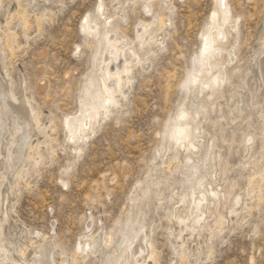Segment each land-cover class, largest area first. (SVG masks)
Instances as JSON below:
<instances>
[{"label": "rangeland", "instance_id": "obj_1", "mask_svg": "<svg viewBox=\"0 0 264 264\" xmlns=\"http://www.w3.org/2000/svg\"><path fill=\"white\" fill-rule=\"evenodd\" d=\"M18 1L0 3V223L5 221L1 223L0 244L9 257L3 259L0 251V264L3 260L12 263V258L14 263L26 264L44 243L54 249L57 261L73 264L74 255L80 264H103L100 253L107 259L109 247H104L102 239L111 234L113 238L118 223L136 214L138 206L144 213L140 216L146 226L143 230L153 243L155 264H264V197L259 201L255 185L248 187L245 170L248 160L257 163L256 170L264 169L257 139L262 127L258 112L264 115V61L261 75L258 70L264 51V0H225L230 12L224 27L227 34L208 71L201 68V40L216 8L215 0H119L117 4L111 0ZM100 1L104 13L107 9L105 15L111 16L116 36L132 44L141 62L133 64L129 84L117 94V106L107 116L97 117L87 138L71 141L64 122L76 116L93 93L94 85L88 80H97L101 44L98 36L84 34L80 24L84 16L99 15L95 7ZM144 5H149L150 11H145ZM155 18L170 20L165 30L152 24ZM141 24L152 34H162L164 41L158 46L150 41L139 49L136 31ZM218 68L225 73L217 95L220 98L214 107L195 117L199 129L194 132L204 136L196 138L200 142H212L221 157L218 166L213 165L216 182L212 185L218 190L225 185L233 188L227 202L218 208L221 218L212 210L205 211L209 227L195 229L193 237L182 231L186 242L180 249L176 237L180 225L174 216L168 219V214L173 206L186 204L178 195L190 184L184 181L192 177L191 163L198 165L205 149L199 144L200 154L186 158L187 153L171 139L173 121L181 112L190 113L196 103L210 99L207 90L197 95L189 92L192 76L213 78ZM253 102L257 105L250 112L234 111ZM231 110L235 113L229 114ZM232 115L237 116L235 121H229ZM249 135L254 142L253 159L245 146ZM7 155L13 159H5ZM14 166L18 170H13ZM197 185L194 187L200 189ZM145 187L151 199L143 200ZM231 209L234 214L229 213ZM216 220L221 221L217 231ZM97 237L101 241L98 255L80 249V244L88 241L94 247ZM146 261L154 264L151 259Z\"/></svg>", "mask_w": 264, "mask_h": 264}, {"label": "bare ground", "instance_id": "obj_2", "mask_svg": "<svg viewBox=\"0 0 264 264\" xmlns=\"http://www.w3.org/2000/svg\"><path fill=\"white\" fill-rule=\"evenodd\" d=\"M133 1L134 0H128V2H133ZM111 2H115L117 4V3H119V0H111ZM0 3H2V0L0 1ZM215 4H216V8L209 18L208 30L205 33H203L202 40H201L200 62H201V68L205 69V71H208V68H209L208 64H211V63L215 64L216 63V58L220 52L219 51V44H221V42L226 38V34H227V32L224 30V27L228 23V21L230 20V12H229L227 4L225 3V0H215ZM102 5L103 4L101 1L98 2L95 9L99 12V15L96 12L94 13V14H97L98 16H101V19L96 15L95 16H93V15L88 16L87 15V16L83 17V19H82L83 22H81V24H80L81 31L86 32L84 34H86V35L88 34V36L94 35V37L98 36V38L101 41V44H100L99 49H98L99 55L96 58L98 60V62H97V65H98L97 75H96L97 80H96V82H94L92 80V78H90L88 80L89 85L91 83H93V85H94V87H93L94 90H92L93 93L91 92L90 94H88V100H86L83 108L81 110L79 109L80 110V111H78L79 113H77L76 116L69 117V118L67 117L65 119V122H64V127H65L67 138L70 139L71 141H75L77 139L83 140V139L87 138V136L90 133H92V131H93L92 126L95 125L94 122L97 120V117L99 115L107 116V113L111 111V108L117 106V104H118L117 94L121 93L122 88L124 86H126L127 84H129V79H127V77H128V75H130V72H131L132 68L134 67L133 64L134 63L140 64V62H141V60L138 59L137 50L133 48L132 44H128L127 42H125V40L123 38L116 36L118 34H116V30L112 27V22L110 20L111 16L105 15V13L107 12V9L104 13ZM95 9H94V11H96ZM144 9H146L145 11H150V6L144 5ZM21 14H23V13H21ZM169 21L170 20H167L166 21L167 23H166L162 18H155L153 20L152 24L159 25L161 28H163V30H165L167 24H169ZM23 22L25 23V20ZM36 23H38V22H36ZM150 25H148V27ZM139 27H140V29L136 31V40L138 41L137 44L139 46V49L144 48L147 45H149L150 41H152L153 44L156 46H158L161 42L164 41L162 34H160V35L155 34V33L152 34L149 31V29L144 26V24L139 25ZM230 28L232 30H234L236 28L234 21L230 22ZM212 30H214V33H212ZM91 37L93 38V36H91ZM10 38L11 39H9L8 41L11 43L13 35ZM96 40H97V38H96ZM10 43H9V45L8 44L7 45L11 46ZM129 45H131L132 47H130ZM263 45H264V41H263ZM77 48H78V46H77ZM96 49H97V47H96ZM150 51H152V50H150ZM261 53L262 54H260L261 57L259 60L260 64H259V69H258L260 75L263 73L262 69H264V68L261 69V67H262L261 65L264 61V51ZM126 56L129 57V59H126ZM120 58H121V60H120ZM118 60H120L119 65H117ZM228 60H229V62H232L231 54H229ZM261 70H262V72H261ZM263 75H261V77L263 80V90L262 91L264 92V76ZM210 79L212 80V83H209ZM224 83H225V73L223 72L222 68H218V70L214 74L213 78H209V79H207L205 75H200V76H199V74L193 75L191 80H190V84L193 85V88L191 90H189V92L190 91L192 93L196 92V95H197V94L201 93L202 91L207 90V98L208 99L210 98V99L206 103H203L205 105H203L201 102L196 103L197 105L194 107V109L192 108V111L190 113L188 111H186L187 113L181 112L178 115V117L175 118V120L173 121L171 139L174 143L179 144L183 148V150L187 153L186 158H190V157L192 158L191 155L197 156L198 155L197 153H199V150L202 149V148L200 149L201 144H202L201 146H203L205 149V151H203V152H205L204 159L201 160L198 163V165L196 164L197 167L202 168V171H200V169L197 171V167L195 166V164L191 163L190 167L193 170V171L191 170L192 171L191 172L192 177L189 175L186 177V181H184V182L188 181V182H190V184L188 186L185 185V186H187L185 191L182 189L183 192L178 195L179 200L182 202L185 201L184 203H186V204L182 203L184 205L183 207L173 206L172 209L170 210L169 214H168V219H169V217L171 219V217L174 216V218H175V219L173 218L174 222H176L178 225H180L179 229L176 233V237L180 241V245H181L180 249H183L182 246H184L183 244H184V242H186V241H184V240H186L185 237H184L185 239H182V235L185 234V233H182V235H181L182 231L184 232L186 230L188 233H190L189 234V236H190L193 231H196L195 229H198V228L201 229V228L209 227L208 226L209 223H207V221H209V219L207 218L208 219L207 220L206 216H205L206 212H208L209 210H212L213 212H215V214H217L218 218H221V214L218 213V208L224 206V202L225 201L227 202V198L230 196L231 190L233 188L232 185H228V186L225 185V187L223 186L225 189L224 188L222 189V187L220 186L221 184H218L220 186V190H218L217 187L215 188L212 185L214 182H216V180H215L216 178L214 175L215 170H214L213 165L215 164L217 167L219 162L221 161V157L218 154V152L213 150L214 144L212 142L208 143L207 141H204L203 139H201L202 140L201 141L202 143H201L200 140H198L196 138L197 137L202 138L204 136H202V134L200 135V131L194 132L197 128L199 129V127H197L199 125V123H198V125H196L197 122L194 121L195 117L196 116L199 117V115L202 114L204 110H210V107H211V105L214 104L215 100L220 98V97H217V95L221 93V90H222L221 87L223 86ZM90 86H92V85H90ZM87 89H88V86L85 88V90L87 91ZM86 91H84V92H86ZM261 96H262L261 98L263 101L264 100V94H262ZM10 97H12V96L10 95ZM258 98H260V97H258ZM259 100H261V99H259ZM259 104H260V102H259ZM242 105L243 106L236 107V109L234 110L237 114H239V112L242 110L244 112L246 111V113L250 112L252 107H255L257 105V102H253V103H251V105H248V104H242ZM3 107H5V106H3ZM6 107H8V106H6ZM213 107H214V105H213ZM29 108H30V105H29ZM9 110L10 109L4 110V111L7 112ZM11 110H12L11 111L12 113L15 111V110L13 111V109H11ZM212 110H214V109H212ZM234 111L231 110L228 113L232 114ZM33 113H34V111H33ZM33 113L31 116H32V119L35 120L36 114L34 116ZM258 113L260 114V117L262 118V127H261V132H259V134L257 135L258 138L257 137L256 138L259 139V141H260V148H261L260 155H261V158L264 159V115H262L261 112H258ZM2 117H4V116H2ZM236 117L237 116H233V118H229V121H233ZM242 118H244V116H242L240 119H242ZM244 120H245V123L248 124V121L246 119H244ZM5 121H7V120L5 119ZM38 123L39 122H37V124ZM229 123H227L228 127H229ZM238 124L240 125V122L237 123V125ZM15 130L16 129H14V131ZM18 130H19V127H18ZM18 130L16 132H18ZM22 130L20 129V131H22ZM8 143H10V142H8ZM28 145H29V143H28ZM253 145H254L253 139L249 135L247 137V139L245 140V146H246L247 152L250 154L249 157H251L252 159H253V156H252ZM28 149H32V147L31 148L28 147ZM7 157L5 159H9V157H11V155H7ZM10 159H13V158H10ZM31 159H33V158H31ZM212 160H214V162H212ZM248 161L249 162L247 164V167H245L246 172H248V176H247L248 187H251V186L253 187L255 185L254 187H256L260 193L259 201L260 200L262 201L263 197H264V196H262V194H264L262 192L263 191V185H264V169H257L256 170V168L258 167L257 163L254 162V160L253 161L248 160ZM195 163H196V161H195ZM8 164L11 165L10 162H8ZM186 164H187V161H186ZM36 165H37V163H36ZM6 167H8V166H6ZM20 167H21V165H20ZM8 168L10 169V166ZM27 168H28V166H27ZM211 168L214 171L211 170ZM12 169L16 170L17 167L14 166V168H12ZM184 169H185V167H184ZM187 169H188V167H187ZM10 172H12V171H10ZM20 174H22V176H23V171H22V173L20 172ZM217 175L219 176L220 174H217ZM17 177L19 178V175ZM17 177H16V179H17ZM196 184H198L201 188L198 187L200 189H196L194 187ZM181 187L182 186H180V188ZM183 188H185V187L183 186ZM187 189H189V191L186 192ZM250 189H252V188H249L247 193L250 192L249 191ZM142 190H143L142 191L143 200L145 198L147 199V197L150 198L151 194H150L149 188L145 187ZM146 201L147 200H145V203H147ZM135 205H137V204H135ZM140 205H141V203H140ZM147 205L149 206V203ZM210 205H212V207H210ZM135 208H136V206H135ZM144 208H147L146 205L144 206ZM247 209H248V213H249L253 208L251 209V207H250ZM136 210H137V213L135 212L136 214H131L130 216H128L126 218V220L124 222L118 223V226L116 227V229L113 232V236H114L113 238H112V234L111 235L109 234L110 236L107 238V240H106V238L104 240L102 239V244H104V247H106V246L109 247V249L105 253L106 256H108L107 259H105V255L100 253L101 241L98 237H97V239L94 240V242H95L94 247L92 246V243H90L88 241L89 243L87 242L86 244H83V243H82V245L80 244V249L82 251H84V250L86 252L88 251L94 256H96V255H98V253H100V257L101 256L104 257V259H101V262H103V264L104 263H106V264H143L146 261V259H151L155 264L156 263V254L154 251L153 243L150 241L148 235L144 232L143 226H145V223H144L143 219L140 218V216L144 213L141 209V206H138ZM144 211H145V209H144ZM229 213L234 214L235 212L231 209L229 211ZM212 215H213V213H212ZM210 218H211V216H210ZM3 219H2V221H3ZM5 220H7V219L5 218ZM3 222L5 223V221H3ZM1 223H0V228H1L2 224H4V223H2V224ZM215 224H216V231L220 230L221 221L216 220ZM211 226L213 228V225H211ZM214 227H215V225H214ZM198 230H197V232H198ZM205 230H207V229H205ZM209 230L211 231V229H209ZM0 233H1V231H0ZM209 233L211 234V232H209ZM190 237H193V236H190ZM0 239H1V237H0ZM91 241H93V240H91ZM39 248L40 249H39L37 255H35V258L33 257V259L26 261V264H69L67 261L55 260L54 259L55 256L52 255L54 252V249L51 248L50 246H48L47 244L44 243V245H42L41 247L39 246ZM0 251H2L1 253H4V254H2L3 259H9L8 254L6 253L7 249L4 247V245L0 244ZM18 254H20V253H18ZM180 255H181L182 259L184 257H186L184 251ZM22 258H24V256H22ZM71 260H72L73 264H80L77 257L74 255H73V258ZM6 261L3 260L1 262H2V264H4V262H6ZM8 261H10V260H8ZM11 261H12V263L9 262L8 264H10V263L11 264H20V263H16V262L14 263L13 258ZM146 262L144 264H146ZM22 264H23V262H22Z\"/></svg>", "mask_w": 264, "mask_h": 264}]
</instances>
